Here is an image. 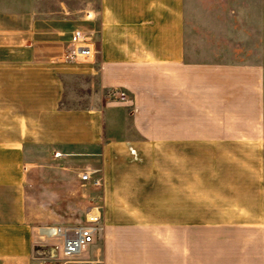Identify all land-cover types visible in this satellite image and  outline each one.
Masks as SVG:
<instances>
[{
	"label": "crops",
	"instance_id": "0c3cea01",
	"mask_svg": "<svg viewBox=\"0 0 264 264\" xmlns=\"http://www.w3.org/2000/svg\"><path fill=\"white\" fill-rule=\"evenodd\" d=\"M83 167L107 184L81 260L198 264L201 237L264 264V0H0V264H45Z\"/></svg>",
	"mask_w": 264,
	"mask_h": 264
},
{
	"label": "built area",
	"instance_id": "2783aa9c",
	"mask_svg": "<svg viewBox=\"0 0 264 264\" xmlns=\"http://www.w3.org/2000/svg\"><path fill=\"white\" fill-rule=\"evenodd\" d=\"M93 55L90 41L84 31L76 30L71 37V46L66 54V60L71 62L83 61ZM108 97L114 101H127L128 96L124 91L113 89ZM59 154H56L58 156ZM90 173L82 175V181H92ZM94 185L101 184L100 179L93 181ZM99 207H92L87 213V222L82 226H45L39 228L38 235L41 238L61 241L59 249L50 248L49 256L52 264H96L92 261L81 260V255L94 244L100 236L103 227L101 226V213ZM96 210L98 213H93Z\"/></svg>",
	"mask_w": 264,
	"mask_h": 264
},
{
	"label": "rangeland",
	"instance_id": "374dc122",
	"mask_svg": "<svg viewBox=\"0 0 264 264\" xmlns=\"http://www.w3.org/2000/svg\"><path fill=\"white\" fill-rule=\"evenodd\" d=\"M71 46V41L69 44V49ZM68 49V51H69ZM67 51V52H68ZM66 52V54H67ZM66 54H65V59H66ZM58 154V153H56ZM55 154V155H56ZM34 169H38L39 166H34ZM40 169V168H39ZM80 180L82 181V175L85 173H90L92 177V181L90 182H84L82 181L81 188L79 192L76 195H72L70 198V207L71 210L66 212V211H56V212H48L49 215L54 216L57 221V225H63L64 227H75V226H82L85 225L87 222V213L92 207H101L102 211L105 208V196L103 195V191L106 187L107 181L104 179V176H102V171L100 169H93V168H80L77 170ZM100 179L101 184L99 186L94 185L93 181ZM149 198H152L151 196H144L140 197L141 200H148ZM87 207V212L85 213V208ZM120 217L122 216H140L144 218H147L149 214H152L151 216H156L154 218H157L158 215L161 213L154 212H127V213H116ZM207 232H200V236L206 235ZM99 239V237H98ZM38 246L40 250V260L44 262L45 264H52L50 261L49 256V251L50 248L59 247L61 246V241H56V240H51L48 238H41L39 236L38 238ZM212 250H217L216 245L213 244H207L206 241L202 240L200 237V243L198 244V252H199V260L198 264H218L219 261L214 260V259H207V252L212 251ZM100 264V263H99Z\"/></svg>",
	"mask_w": 264,
	"mask_h": 264
},
{
	"label": "bare ground",
	"instance_id": "6f19581e",
	"mask_svg": "<svg viewBox=\"0 0 264 264\" xmlns=\"http://www.w3.org/2000/svg\"><path fill=\"white\" fill-rule=\"evenodd\" d=\"M93 213H98L96 210H93Z\"/></svg>",
	"mask_w": 264,
	"mask_h": 264
}]
</instances>
